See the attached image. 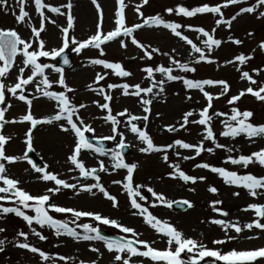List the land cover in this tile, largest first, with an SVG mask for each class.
<instances>
[{
	"label": "rangeland",
	"instance_id": "obj_1",
	"mask_svg": "<svg viewBox=\"0 0 264 264\" xmlns=\"http://www.w3.org/2000/svg\"><path fill=\"white\" fill-rule=\"evenodd\" d=\"M45 2L60 7L61 11H67L63 5L68 3L69 0H45ZM70 2L72 4L70 11L74 18V27L69 30L70 36H75L78 40H85L89 36L95 34L98 22L101 24L102 33H107L114 29L116 19L115 12L118 8L116 0H97L102 10V21L91 0H70ZM224 2L225 0H151L153 6H150L151 4L149 5V1L147 5H143V7L140 8V12L143 13L144 18L159 15L166 21L180 23L185 26L181 29L182 33L200 47H203L201 40L204 38L199 33L190 30L187 26L191 25L193 28L202 27L209 32H211L213 28H216L215 38L220 39L222 43L219 48H214L211 53H208L209 58L212 59L214 63L209 64L201 62L192 65V60L197 54L193 53L190 56V46L184 41H181L178 37L172 35L170 30L162 27L145 26L138 29L134 35L149 51L152 47L158 48L160 53L167 52L181 62L189 63L190 66H195L197 69L195 73H181L175 70L173 73L174 75L179 74L189 79L198 80H223L228 83V93L220 96V99L213 101V108L210 110V114L215 111H220L227 115H231V108L237 107L240 111L253 112L250 122L256 125H264V101L257 100L251 94H246L237 101L235 105H229L227 103L231 96L237 95L240 91L246 90L248 87L256 89L259 86H264V71H261L264 70V52L258 47L260 42H264V18H258L259 12L264 11V6L257 8L254 13L238 15L232 22L230 28L223 24L217 28L215 21L220 17L210 13L197 14L195 17L186 18L176 15L175 13L169 15L166 12V9L175 8L177 6H184L191 10L203 4L215 6ZM124 3L127 5L125 7V24L133 26L137 23H143L139 13L135 10L136 6L142 3V0H124ZM255 4L256 0H246L245 4L230 5L227 8H223L222 12L224 19H231L240 8L253 6ZM8 6L7 12L0 9V28L15 29L22 38L32 39L30 35L31 28L33 26H38L39 20L38 13L34 11L33 0H28L25 4V10L29 12L28 19L30 22L16 23L12 13H19V5L16 4L15 0H8ZM158 11L161 12V14H159ZM46 14L52 16L56 23H46L45 31L41 33V38L45 42V50L59 48L62 46L63 40V34L60 28L66 26V16L50 14L47 13V11ZM250 32L253 33V35L249 36L248 33ZM121 39H123V37H121ZM234 39H239L242 43L240 45L233 44L231 40ZM125 43L127 45L125 48H121L118 40L101 45L105 52L103 57L99 55L98 49L93 48L84 49L79 55L71 51V45L69 49L66 50L71 53L73 66L64 71V77L66 83L75 89L74 92L67 93V95L70 97L73 104L77 106L80 104L86 105L85 108L80 110L79 115L86 124L91 125L95 129L94 133H85L86 137L98 139L111 134L110 123L103 119V117L107 115V110L99 109L95 103H104L105 101L101 95H97L96 92L92 91V88L99 89L103 87L105 92L113 97L112 101L109 102L112 115L115 116L117 113L124 110L130 113L134 108L142 107L140 98L131 95L124 96L122 94V89H108L107 85L111 83H127L130 86L140 84L141 87H147L150 86V82L146 79V73L142 71L144 67H156L160 65L169 66L167 56L158 53L154 54L151 60H148L143 58V52L135 45H132L130 40H125ZM240 54L251 55L253 59L243 66H240L238 61L229 63L230 59ZM92 59H105L108 62L121 63L125 70L131 72L132 75L129 77H116L111 74V70L104 69L101 65H92L90 63ZM39 62L51 63L58 67L57 59L50 60L41 57ZM17 66H22L20 65V57L13 71L7 78L6 82L9 85L15 82V77L18 74L16 70ZM237 67H240L241 71H237ZM242 71H248L252 78L258 81V84L251 85L248 81L242 79ZM257 71H259V75L256 74ZM97 73H107L105 80L96 83L95 77ZM45 74L53 85L52 88L49 89L50 91H63L58 83H56L59 78L58 73H55L52 69H46ZM27 75L28 71L26 70L25 76ZM155 78L157 80L162 79L159 73L155 74ZM37 80H39V77H37ZM34 84L35 82L28 85L25 89V95L28 99L32 100L31 113L35 118L41 119L54 115L58 111L56 101L49 100L40 92H37ZM164 89L163 93L154 96V100L152 98V104L149 107L150 112L143 114L148 115L149 119L147 122L142 120L139 127L143 129L146 123V131L152 138L154 144L160 147L174 145L176 140H182L190 144L199 143L203 139V126L189 123L186 128L171 133L166 129L168 126L173 125L179 129L183 114L186 111L198 113L202 110V108L206 106V101L202 93L198 90L186 89L182 81L166 82ZM205 90L217 96L220 95L222 86H205ZM189 95L192 97L191 100L187 99ZM146 97H149V95L145 96V98ZM6 102L12 105L6 112V119L19 121L27 114V105L11 97V94L6 95ZM117 118L121 120L120 130L125 133L123 122L126 120L127 116ZM198 118V116H194L190 118V120ZM226 118V116H214L212 127L216 134L217 142L225 145L227 148H231V153L224 149H215V146L212 145L210 141H204V146L206 148L212 147L214 153L204 152L201 156L193 160H184V156H194V152L175 146L168 150L167 155L169 160L168 163H165L163 161V155L165 153H142L139 151V148L145 145L141 143V146L139 145L137 150H133L132 146L128 144L129 154L126 156L123 155L124 160L130 164H137V168L133 174V181L134 184L144 186L140 191L141 195L145 197L144 201L139 202L147 207L149 212L161 221V226H174L177 230L182 232L186 238L201 242L208 248H220L224 252L232 249L246 250L264 247V232L258 229L252 231L245 229L237 240L222 246L212 244L213 240L224 238L225 233L220 226L209 223L211 219L220 218L244 225L252 222L256 218L251 210L245 211V209L251 204H264V196L254 198L248 195L247 190L243 188L225 184L223 178L218 174L196 167L197 163H208L214 167H223L229 171H237L239 175L251 174L257 177L264 176V167L258 164H251L248 168H243L225 162L230 155L236 158L239 155H250L252 152L264 148V138L255 137L252 141H249L243 135L235 139L221 136L220 132L224 127L221 121ZM29 127L30 124L28 122L5 125L2 134L11 137L9 143L5 146L7 155L17 157H22L24 155L27 151L25 133ZM106 142L109 144L110 149L115 148L116 142ZM73 146V137L67 133L61 132L58 123L37 125L36 128L33 129L34 151L32 152L37 161L44 165L45 171L52 172L69 183L73 182L69 175V168L71 165L68 163L67 157L71 154ZM177 153H179V155H177ZM81 158L88 167H98V162L100 160L105 162V166L109 168V173H100L101 183L110 194L117 197L118 207L113 208L111 202L98 192L95 196L86 192H80L79 195H77L76 191L71 189L62 190L52 197V201L59 206L92 211L100 213L110 219H115L118 223L135 229L140 234L139 239L148 241L153 248L157 250H164L167 248V237H164L162 232L158 233L156 229H153L147 224L142 216L133 215V212L136 210L130 207L129 199L127 198L126 191L123 189L122 184L113 183V181L123 182L126 177V170L120 169L112 171V162L108 156H99L90 151H82ZM5 164L7 175L19 181L18 187L33 196L44 194L47 188L52 186V182H45L40 178L42 173H37L27 160L21 159L11 165H8L6 162ZM169 164H179L180 169L186 174L193 177H205L206 179L204 181L197 180L195 184L191 182L185 183L178 178H174V170L169 167ZM256 167H258V171H255ZM87 181V183H92L90 180ZM148 187H151L154 192L162 194L171 206L178 201H189L193 207L188 208L184 213L175 212L171 207L157 201L155 197L147 191ZM209 187L217 188V193L213 194L209 192ZM233 192H239L240 195L238 197L233 196ZM3 195L5 194L0 193V196ZM215 200L222 201V204L217 205V207L228 213L226 217H221L218 213L212 211L210 204ZM0 205L15 206L7 200H0ZM25 211L26 214L34 215L30 210L26 209ZM50 214L58 219H64L66 221L71 220L70 214ZM79 223L81 225L88 223L96 226V222L87 217L81 218ZM70 226L74 227V225ZM0 227L5 229L4 232L0 233V239L5 241L3 245L4 250L0 251V264H45V262L39 258L38 254H33L26 249H20L15 246L16 242H24L23 237L18 235L20 232L28 233L27 242L33 246L39 247L47 254L53 257L65 256L68 258L67 262L57 260L56 264H80V261H84V264H115L113 259L114 254L109 253L101 241L81 240L76 242L69 237L57 238L47 227L41 229L38 225L34 224L33 227H36L38 231H41L42 234L48 237L47 240L40 241L31 234L26 222L16 217L14 214H8L0 218ZM99 227L101 231L107 232L112 236L131 238V234L120 233L117 228L104 225H99ZM77 231L82 233V227L78 228ZM229 234L235 235L232 230H229ZM249 236L254 238L248 239L247 237ZM92 247L98 248L99 252H91L90 248ZM140 247L141 250H143L142 246ZM187 255L188 254L185 252L181 254V257L185 258ZM133 260L136 261L137 264H141V261L143 264H165L163 261L153 262L142 257H133ZM48 264H51V262H48ZM256 264H260V261H257Z\"/></svg>",
	"mask_w": 264,
	"mask_h": 264
},
{
	"label": "snow or ice",
	"instance_id": "obj_2",
	"mask_svg": "<svg viewBox=\"0 0 264 264\" xmlns=\"http://www.w3.org/2000/svg\"><path fill=\"white\" fill-rule=\"evenodd\" d=\"M16 4L19 5V13L13 12L16 23L30 22L29 12L25 10V4L28 0H15ZM34 11L38 13L39 20L38 26H33L31 28L32 39L22 38L21 35L15 29H2L0 28V193L5 195L0 196V200L10 201L15 206H2L0 205V218L8 214H14L16 217L21 218L26 222L31 234L37 237L40 241L47 240V236L38 231L33 225H38L39 228L44 229L47 227L52 231V234L57 238L69 237L73 241H101L103 246L107 249L109 253H113V259L115 264H137L133 260V257L147 258L149 261H163L165 264H256L260 261V264H264V247L246 250H236L232 249L230 251L224 252L220 248H208L205 244L198 242L191 238H186L182 232L177 230L174 226H161V221L153 216L149 209L143 206L139 201H144L145 197L141 195L140 189L144 187L143 185L134 184L133 174L137 168L135 163H127L124 160L123 152L129 147L125 143V133L120 130L121 120L117 117H125L127 119L123 122L124 127L127 128L131 133H133L136 138L145 145L140 147L139 151L146 154L151 153H165L163 155V161L168 163L169 157L167 152L170 148L178 146L181 149L190 150L194 152V156H184V160H193L196 157L201 156L202 153H214L212 147H205L204 141H210L215 149H224L231 153L232 149L227 148L217 142L216 134L213 131L212 120L213 117L226 116L227 118L222 120L223 130L220 135L226 138L235 139L243 135L249 141H252L255 137L264 138V125H256L250 122L253 116L252 111H240L237 107L231 108V115L222 113L220 111H215L210 114V110L213 108V101L220 99L228 93L229 85L223 80L214 81L212 79H189L183 75L173 74L175 70L181 73H195L197 71L195 66H190L189 63L181 62L176 59L173 55L164 52L160 53L158 48L152 47L150 51L145 48L144 44L139 42L135 37L134 33L145 26L147 27H162L164 29L170 30L171 34L178 37L181 41H184L190 46L191 56L193 53L197 54L192 60V65L199 64L201 62L214 63L212 59L209 58L208 53H211L214 48H219L222 41L215 38L216 28H213L211 32L203 29L202 27L193 28L191 25L187 27L199 33L204 39L201 40L203 47L197 46L193 43L191 39L185 36L181 29L185 27L180 23L169 22L163 19V17L157 15L155 17L144 18L140 8L143 5H147L149 0H142L140 5L136 6V11L139 13L143 23H137L133 26H126L124 18V9L127 6L124 0H116L118 8L115 12V27L113 30L107 33H102L101 24L98 22L97 31L95 34L89 36L85 40H78L75 36L69 35V30L74 27V18L71 15L72 4L69 0L68 3L63 5L67 11H61L60 7L53 6L50 3L45 2V0H33ZM92 4L96 7L97 13L100 15L102 21V10L97 0H91ZM246 0H225L222 4H217L215 6H210L209 4H203L200 7H195L189 10L184 6H177L175 8H168L166 12L171 15L175 13L186 18L195 17L197 14L210 13L214 16H219L220 18L215 21L216 27L218 28L221 24L226 25L230 28L232 22L237 18L238 15L244 13H254L257 8L264 6V0H256V4L253 6H246L239 9L236 15H233L231 19H224L222 9L227 8L230 5L245 4ZM8 0H0V9L3 11H8ZM47 13L55 14L59 16H66V26L60 28L63 34L62 46L59 48H52L50 50H45V42L41 38V33L45 31V24L52 23L55 24V19L52 16L47 15ZM258 18H264V11L259 12ZM249 36L253 33H248ZM123 37V39H121ZM118 40L121 48H125L127 45L125 40H130L132 45H135L143 52V58L151 60L154 54H162L168 57L169 66H156V67H144L142 71L146 73V79L149 80L150 86L141 87L140 84L129 85L127 83L115 84L111 83L107 85L108 89H122V94L124 96H136L140 98V103L144 105L143 112L149 113V106L152 104L151 99H146L145 96L148 94L159 95L164 92V85L166 82L172 81H182L183 86L188 90H198L202 93L206 106L202 108L198 113L194 111H186L183 114L182 122L180 123V128H176L175 125L168 126V132L179 131L180 129L186 128L189 123L203 126V139L197 144H190L182 140H176L174 145H169L166 147H160L154 144L152 138L146 131L147 124L145 123L144 128L139 127L135 121H145L147 122L148 115L137 116L128 113L127 110L117 113L115 116L112 115V109L109 106V102L112 101L113 97L105 92L103 87L99 89L92 88L91 90L96 92L97 95L103 97L104 103L95 102L96 106L101 110H107V115L103 119L110 123L111 134L98 138L96 144H93L85 133H94L95 129L86 124L85 121L79 115L80 110L85 108L86 105L80 104L79 106L73 104L67 93H72L75 91L70 87L64 77V70L60 67H56L51 63H41L39 62L41 57L48 58L50 60H56L58 57H62L63 64H69V58L66 54V50L69 49L71 45V51L79 55L82 50L93 48L99 50V55L103 57L105 52L101 45H104L110 41ZM233 44L240 45L242 41L239 39L231 40ZM35 44V47H34ZM258 47L262 52H264V42H260ZM175 51V50H173ZM255 51V50H253ZM17 57H20V65L17 66V75L15 77V82L9 85L6 81L9 74L13 71L14 65L17 64ZM251 55L240 54L235 57V61H238L240 66L245 65L248 61L252 60ZM233 61H229L232 63ZM92 65H101L104 69L111 70V74L116 77H129L132 75L131 72L125 70V68L118 62H108L105 59H92L90 61ZM46 69H52L55 73L59 74V78L56 81L63 91H50L52 88V82L49 80L48 76L45 74ZM28 71V75L25 76V71ZM237 71H241L240 67H237ZM264 71V70H261ZM159 73L162 79L157 80L155 74ZM259 75V71L256 73ZM107 73L100 74L97 73L95 77L96 83L105 80ZM39 77V80H37ZM241 78L248 81L251 85H257L258 81L253 79L248 71L241 72ZM34 84L35 90L40 92L44 97L49 100L56 101V106L58 111L46 118H35L31 113L32 100L28 99L25 95V89L28 85ZM221 85L222 91L220 95L214 96L205 90V86H216ZM91 87V86H90ZM131 89V91H130ZM154 89L157 91L154 92ZM11 94L18 101L24 102L28 107L27 114L24 115L21 120H11L6 119V112L12 107L10 103L6 102V95ZM251 94L259 101H264V86H259L254 89L253 87H248L246 90L240 91L237 95H233L229 98L227 103L229 105H235L244 95ZM188 100L192 97L187 96ZM194 116H198V119H191ZM28 122L30 127L28 128L26 135V149L22 157L10 156L6 154L5 146L9 143L11 137L2 134L5 125L14 123ZM58 123L59 129L63 133H67L73 137L74 146L72 148L71 154L68 155L67 161L72 166L69 168V172L77 171L79 173V178L83 180H90L92 183L78 184L69 183L65 179L59 178L58 175L52 172H47L41 167L35 165L28 157V153L34 151L33 148V129L37 125L42 124H53ZM104 141H114L116 142L115 148L106 149ZM82 151H90L96 153L99 156H108L112 162V171L124 169L126 170V177L124 181H113L116 184H122L123 189L127 193V197L130 201V207L136 211L133 215L142 216L144 221L149 224L153 229H156L158 233L162 232L164 237H167L168 247L164 250H157L153 248L148 241L139 239V233L132 227L124 226L118 223L115 219H110L103 216L100 213L77 210L72 207L59 206L54 201L52 197L60 193L62 190L71 189L75 190L76 194L79 195L80 192H86L93 196L96 193L102 194L104 198L111 202L113 208L118 207L117 197L110 194L105 186L101 183L100 173H109V168L105 166V162L100 160L98 162V167H87L85 162L80 158ZM179 155V153H177ZM27 160L30 165L34 168L37 173H42L41 179L45 182H52V186L48 187L44 194L33 196L22 188L18 187L19 181L10 178L7 175L6 164L11 165L16 163L18 160ZM232 165H238L243 168H248L251 164H258L264 167V148L252 152L250 155H239L233 158L231 155L225 161ZM169 167L174 170V178H178L185 183L191 182L195 184L197 180L204 181L205 177H193L186 174L180 169L179 164H169ZM197 168L206 169L211 173L218 174L223 178L224 183L228 185H233L237 188H243L247 190L248 195L252 197L264 196V176L257 177L255 175H239L237 171H229L223 167H214L208 163H197ZM73 180H77L78 177H72ZM95 190V191H94ZM191 190V189H190ZM147 191L151 193L157 201L171 207V204L164 198L162 194L154 192L151 187L147 188ZM208 191L216 194L217 188L209 187ZM239 192H233V196H239ZM182 204H186L189 208L193 205L189 201H183ZM222 204V201L215 200L212 201L210 207L213 212L218 213L221 217H226L228 213L218 208L217 205ZM155 206V205H153ZM30 210L34 215L26 214L25 210ZM251 210L255 214V219L247 224L240 225L239 223H233L226 221L225 219L214 218L209 221L213 225L220 226L224 231L225 236L222 239H215L212 241L213 245L222 246L229 242L237 240L239 235L245 230L252 231L258 229L264 232V204H251L245 211ZM54 214H70L71 220L66 221L64 219L55 218ZM91 218L96 222V226L92 224L84 223L80 224L81 218ZM70 225H74L70 226ZM99 225L111 226L113 228L119 229L120 233L131 234V238H125L121 236L119 239L112 240L107 239L101 234V229ZM83 232H78L77 229L81 228ZM229 230L234 231L235 235H230ZM5 229L0 227V233L4 232ZM20 237H23L24 242H16L15 246L20 249H26L27 251L38 254L39 258L48 264H56V261L67 262L68 258L65 256L53 257L47 254L45 251L41 250L37 246L29 244L28 233L20 232L18 233ZM248 239H253L254 237L249 236ZM5 241L0 239V251L4 250L3 245ZM143 250H141V247ZM93 253L99 252L96 247L90 248ZM187 253L185 258L181 257L182 253ZM210 258V259H206ZM80 264H84V261H80ZM141 264L143 262L141 261Z\"/></svg>",
	"mask_w": 264,
	"mask_h": 264
},
{
	"label": "bare ground",
	"instance_id": "obj_3",
	"mask_svg": "<svg viewBox=\"0 0 264 264\" xmlns=\"http://www.w3.org/2000/svg\"><path fill=\"white\" fill-rule=\"evenodd\" d=\"M241 15V14H240ZM229 61H233L232 63L236 62L235 58L230 59ZM157 91L156 89H154V92ZM149 97H146V99H151L153 98L154 100V96L153 94H148ZM151 96V97H150ZM143 107L144 105H142V107H137L134 108L132 110V112H130L132 115H137V116H143L144 112H143ZM150 107V106H149ZM127 119V118H126ZM134 123H136L138 126L142 123L141 121H135ZM125 143L129 144L132 146L133 150H137L139 145L141 146V142L136 138V136L131 133L127 128H125ZM81 158V157H80ZM82 159V158H81ZM87 166V165H86ZM72 167V166H71ZM88 167V166H87ZM69 175L71 176V181L73 183H78V184H85L88 181L83 180L82 178H79V173L77 171H73V172H69ZM78 177L77 180H73L72 177Z\"/></svg>",
	"mask_w": 264,
	"mask_h": 264
},
{
	"label": "water",
	"instance_id": "obj_4",
	"mask_svg": "<svg viewBox=\"0 0 264 264\" xmlns=\"http://www.w3.org/2000/svg\"><path fill=\"white\" fill-rule=\"evenodd\" d=\"M70 64H71V61L69 62L68 65H65V64L62 63V66L65 67V68H67V67H69ZM125 152H127V149H126ZM30 158H34L32 154H30ZM174 208H176V209H178V210H182V211H184V210L186 209V206L183 205V204H180V203H179V204H175V205H174Z\"/></svg>",
	"mask_w": 264,
	"mask_h": 264
}]
</instances>
